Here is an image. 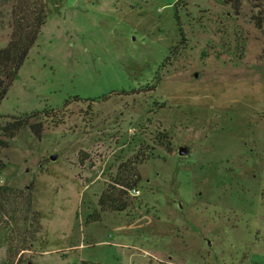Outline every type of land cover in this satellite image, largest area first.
I'll list each match as a JSON object with an SVG mask.
<instances>
[{"label": "rangeland", "instance_id": "1", "mask_svg": "<svg viewBox=\"0 0 264 264\" xmlns=\"http://www.w3.org/2000/svg\"><path fill=\"white\" fill-rule=\"evenodd\" d=\"M47 5L0 122L75 95L112 96L71 99L64 123L41 139L27 127L2 150L0 183L34 181L42 213L33 247L8 264H264V22L255 18L264 0H243L239 14L224 0ZM10 11L0 0V47ZM141 145L154 157L139 165L137 202L86 223ZM9 234L0 224V264L11 257Z\"/></svg>", "mask_w": 264, "mask_h": 264}, {"label": "trees", "instance_id": "2", "mask_svg": "<svg viewBox=\"0 0 264 264\" xmlns=\"http://www.w3.org/2000/svg\"><path fill=\"white\" fill-rule=\"evenodd\" d=\"M4 1L11 5L9 18L11 31L7 44L0 47V103L6 97L30 50L36 44L50 14L47 5L48 0ZM224 2L230 4L239 14L243 0H224ZM255 18L256 24L259 27L262 26L264 14H258ZM177 20L179 21L178 16ZM180 29L182 36H184L182 28ZM184 40L185 38L182 37V41ZM163 62H166V60ZM160 80V71L158 70L151 88L150 86L146 88L148 90L155 89ZM140 89L131 90L128 94L143 90ZM147 89L144 90L147 91ZM126 93L127 91H122L115 95ZM111 96L105 95L98 99H85L75 95L66 99L59 109L47 107L31 113L7 115V119L0 122V175L7 166L6 161L1 156L2 150L8 148L11 140L23 129L29 127L35 137L41 139L45 130L48 129L46 126L54 125V127H58L59 124L65 122L66 110H63V108L71 104V99L74 101L97 102L106 101ZM92 108V104L89 103L88 110L91 111ZM159 139L161 144L165 143L167 133H160ZM146 152L147 146L144 148L141 145L139 151L133 157L118 165L116 173L106 182L105 188L98 197V207L88 214L86 223L102 221L104 213L110 211L123 212L137 202L138 199L136 195L132 194V190L137 188L144 180L139 165L154 157L152 153L148 157ZM79 158L83 161L87 158V155L85 157L80 153ZM34 186V181L25 187L0 183V224H3L10 233L8 235V252L11 257L9 256L7 264L8 262L14 263V257L21 256L24 251L33 247L42 228V213L34 207ZM81 264L97 263L83 261Z\"/></svg>", "mask_w": 264, "mask_h": 264}, {"label": "water", "instance_id": "3", "mask_svg": "<svg viewBox=\"0 0 264 264\" xmlns=\"http://www.w3.org/2000/svg\"><path fill=\"white\" fill-rule=\"evenodd\" d=\"M196 75H198V74L196 73ZM187 152H188L187 147L183 146V147H180L179 148V154L180 155H186ZM57 157H58L57 154L51 155V159H57Z\"/></svg>", "mask_w": 264, "mask_h": 264}, {"label": "built area", "instance_id": "4", "mask_svg": "<svg viewBox=\"0 0 264 264\" xmlns=\"http://www.w3.org/2000/svg\"><path fill=\"white\" fill-rule=\"evenodd\" d=\"M132 194H133V195H139V194H140V190L137 189V188H134V189L132 190Z\"/></svg>", "mask_w": 264, "mask_h": 264}]
</instances>
